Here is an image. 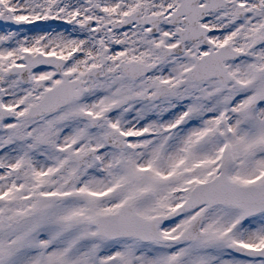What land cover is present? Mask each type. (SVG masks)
<instances>
[{"label": "snow or ice", "instance_id": "snow-or-ice-1", "mask_svg": "<svg viewBox=\"0 0 264 264\" xmlns=\"http://www.w3.org/2000/svg\"><path fill=\"white\" fill-rule=\"evenodd\" d=\"M0 264H264V0H0Z\"/></svg>", "mask_w": 264, "mask_h": 264}]
</instances>
